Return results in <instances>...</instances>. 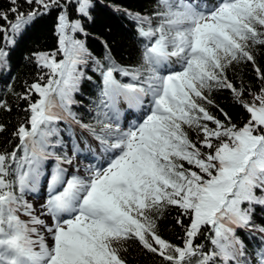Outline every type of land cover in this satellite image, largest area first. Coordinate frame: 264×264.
I'll list each match as a JSON object with an SVG mask.
<instances>
[{"label": "snow or ice", "instance_id": "obj_1", "mask_svg": "<svg viewBox=\"0 0 264 264\" xmlns=\"http://www.w3.org/2000/svg\"><path fill=\"white\" fill-rule=\"evenodd\" d=\"M8 3L0 10V67L7 66L6 48L38 16L58 15L56 49L32 54L40 75L15 94L27 103L12 133L18 143L0 149V264H128L132 244L159 264H264V225L252 219L256 206L264 208V86L251 92L228 77L230 69L250 63L264 81L257 64L264 0L211 6L155 0L150 15L126 12L143 41L139 62L127 66L110 51L103 60L93 58L75 38L84 28L70 20L68 9L75 5L91 19L92 0H23L27 10L20 0ZM89 61L100 84L95 114L84 123L72 105L81 82L92 79L83 71ZM222 89L246 112L242 123L210 98ZM122 103L142 111L127 128ZM0 110L11 112L6 100L0 99ZM62 121L97 145L96 163L83 171L75 164L79 145L73 141L69 155L60 136ZM5 130L0 123V133ZM42 181L47 197L37 209L26 197ZM172 210L180 244L159 232V221ZM253 228L262 235L250 252L238 230Z\"/></svg>", "mask_w": 264, "mask_h": 264}, {"label": "trees", "instance_id": "obj_2", "mask_svg": "<svg viewBox=\"0 0 264 264\" xmlns=\"http://www.w3.org/2000/svg\"><path fill=\"white\" fill-rule=\"evenodd\" d=\"M20 2L22 4L21 10H27L29 6L23 4V0ZM154 6L155 0H92L91 19L81 17L75 11V5L69 7L68 13L70 20H81L84 32L75 34V38L84 42L93 58L103 60L105 54L110 51L119 64L127 66L139 62V52L143 41L138 35L136 22L126 12L150 15ZM8 7V0H0V10H6ZM57 15L58 11L53 10L48 14L38 16L16 38V43L6 48L9 56L7 66L0 67V99L8 102L11 112L0 110V123L4 124L6 128L3 133H0V149L6 148L10 151L18 143L17 140L13 139L12 133L19 121L24 118V109L27 107V103L24 100H18L15 94L23 93L27 86L37 80L40 75V69L32 59V54L50 52L56 49L57 37L54 30ZM0 24H5V22L0 20ZM0 46H3L2 38H0ZM257 64L264 69V50H260V54L257 55ZM93 68L94 65L91 61L87 66H84L85 75L91 76L92 79L83 80L80 91L73 95L76 103L72 105V111L84 123L92 121L95 114L94 102L97 99L100 84L99 73L95 72ZM228 77L237 87L243 83L251 92H257L264 86V81L257 78L250 63H242L230 69ZM210 98L215 105L229 114L233 123L240 124L247 119L246 112L239 104L235 103L229 90L213 91ZM244 99L250 100L251 96L245 94ZM208 110L217 118L224 119L216 107L208 106ZM72 125L71 131H69L67 122L62 121L58 124L61 129L60 136L64 142H70L71 135L74 136ZM190 136L195 140V134L190 133ZM72 140L75 141L74 138ZM52 163L53 161L47 163V170L52 168ZM185 167L188 165L185 164ZM176 215L175 210L166 213L159 221V232L163 238L174 244H180L182 231L174 223ZM252 219L253 225H264V208L256 206ZM238 235L244 239L251 252L255 246L260 244L259 238L262 234L253 228L249 232L238 230ZM201 242L203 241H197V243ZM126 256L128 264H159L158 257L142 252L135 244L129 246Z\"/></svg>", "mask_w": 264, "mask_h": 264}, {"label": "rangeland", "instance_id": "obj_3", "mask_svg": "<svg viewBox=\"0 0 264 264\" xmlns=\"http://www.w3.org/2000/svg\"><path fill=\"white\" fill-rule=\"evenodd\" d=\"M199 2L202 5L211 6L212 4H214L216 2V0H212V1H209V0H205V1L199 0ZM120 107H121L122 113L125 115V113L123 111L126 109L127 106L122 103ZM134 110H136V109H129L128 110V114L129 113L134 114V112H135ZM138 111L140 112V114L137 117L133 118V119H130V120L121 119L122 126L125 127V128H127L130 123L137 122L138 118L142 115V111H140V110H138ZM121 118H122V116H121ZM72 126H73V131L72 132H73V135L74 136L71 135V139H70L71 141L70 142H68V141L64 142V145L66 146V148L68 150V154L69 155H72V151H71L72 145H73V140L72 139L74 138L75 139V142L80 147V151L75 156V164L76 165L77 164L82 165L83 167L88 166V165H91V164H95L96 162H94V161H89V162L86 161L84 156L85 155H89L91 152L92 153H95V155L96 154L99 155V152L97 150L96 143L93 142L91 140V138L88 136V134L86 132H84L83 130H81L77 125L73 124ZM86 140L88 141V143H85ZM54 163H55V161H54ZM74 168H75V165H74L73 168H69V172L71 173L72 171H74ZM81 171H83V170H81ZM44 192H45V194H44ZM46 197H47V186L43 182V184L40 187V190L37 193L29 194L26 197V199H28L29 202L32 203L34 205V207H36L38 209L39 206H40V204H42L44 202V200L46 199ZM21 218L22 219H27V217H25L23 215H21Z\"/></svg>", "mask_w": 264, "mask_h": 264}, {"label": "bare ground", "instance_id": "obj_4", "mask_svg": "<svg viewBox=\"0 0 264 264\" xmlns=\"http://www.w3.org/2000/svg\"><path fill=\"white\" fill-rule=\"evenodd\" d=\"M134 111H135L134 114L129 113L128 115L131 116V117H133V116H134V117H137V116L140 114V112H139L138 110H137V111L134 110ZM126 120H130V119L126 118ZM89 151H90V150H89ZM91 153H92V152H91ZM91 153H90L89 155H85V156H84V157H85V160L88 161V162H89V161H94V162H96L95 159L93 158V156H94L95 153H92V154H91ZM96 155H98V154H96ZM93 159H94V160H93ZM77 165H79V164H77ZM79 166H80L81 170H83L84 167H83L82 165H79ZM44 194H45V192H44Z\"/></svg>", "mask_w": 264, "mask_h": 264}]
</instances>
